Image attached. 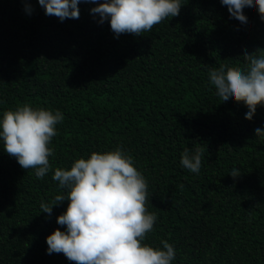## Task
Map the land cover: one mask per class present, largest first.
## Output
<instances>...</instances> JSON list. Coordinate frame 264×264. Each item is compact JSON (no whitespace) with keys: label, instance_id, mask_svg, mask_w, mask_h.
I'll list each match as a JSON object with an SVG mask.
<instances>
[{"label":"trees","instance_id":"obj_1","mask_svg":"<svg viewBox=\"0 0 264 264\" xmlns=\"http://www.w3.org/2000/svg\"><path fill=\"white\" fill-rule=\"evenodd\" d=\"M96 6L81 2L79 19L61 22L38 0H0V119L24 104L64 116L43 180L0 140V264H75L46 243L66 231L57 218L69 202L50 217L40 203L67 196L56 168L117 148L145 177V207L157 217L143 244L168 241L172 264H264V141L255 134L264 106L247 120L248 108L223 102L208 76L264 49L258 10L246 7L242 24L221 0H182L179 16L117 38L91 14ZM197 148L199 174L180 164Z\"/></svg>","mask_w":264,"mask_h":264},{"label":"clouds","instance_id":"obj_2","mask_svg":"<svg viewBox=\"0 0 264 264\" xmlns=\"http://www.w3.org/2000/svg\"><path fill=\"white\" fill-rule=\"evenodd\" d=\"M81 2L97 5L90 12L100 17L99 23L110 22L112 32L141 36L168 17L180 14L182 0H38L45 15L55 16L61 22L79 19ZM228 8L230 18L247 24L244 9L258 10L264 20V0H221ZM28 12L32 9L29 7ZM244 67L221 66L208 73L215 94L223 101L230 99L243 103L251 121L258 106H264V49H257L243 57ZM63 114L29 104L3 113L0 119V140L4 151L14 157L25 170L33 169L36 179L43 180L52 171L49 157L54 149L49 145L57 135L56 125ZM255 134L264 141V129ZM202 149L194 155L185 149L180 164L191 173L199 174ZM231 176H239L233 168ZM52 179L67 196L56 195L50 202L41 201L40 208L50 217L55 206L68 201L64 214L57 218L59 229L46 238L48 254L63 253L75 264H172L176 250L162 240V249H154L142 241L151 232L157 220L145 207L147 182L133 165L131 156L121 148L107 153L93 152L88 159L76 160L70 170L56 168ZM182 187V186H181Z\"/></svg>","mask_w":264,"mask_h":264}]
</instances>
